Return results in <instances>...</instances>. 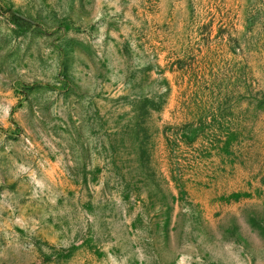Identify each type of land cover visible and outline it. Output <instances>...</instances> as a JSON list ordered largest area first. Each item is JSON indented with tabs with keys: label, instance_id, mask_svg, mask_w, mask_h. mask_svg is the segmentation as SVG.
Masks as SVG:
<instances>
[{
	"label": "rangeland",
	"instance_id": "rangeland-1",
	"mask_svg": "<svg viewBox=\"0 0 264 264\" xmlns=\"http://www.w3.org/2000/svg\"><path fill=\"white\" fill-rule=\"evenodd\" d=\"M0 264H264V0H0Z\"/></svg>",
	"mask_w": 264,
	"mask_h": 264
}]
</instances>
